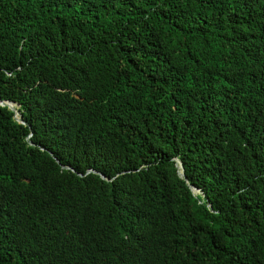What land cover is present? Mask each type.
I'll return each mask as SVG.
<instances>
[{"label": "trees", "instance_id": "obj_1", "mask_svg": "<svg viewBox=\"0 0 264 264\" xmlns=\"http://www.w3.org/2000/svg\"><path fill=\"white\" fill-rule=\"evenodd\" d=\"M0 101V264H264V0H0Z\"/></svg>", "mask_w": 264, "mask_h": 264}, {"label": "water", "instance_id": "obj_2", "mask_svg": "<svg viewBox=\"0 0 264 264\" xmlns=\"http://www.w3.org/2000/svg\"><path fill=\"white\" fill-rule=\"evenodd\" d=\"M10 104H14V103H12V102H8V101H0V106H7L8 109H10L12 112L15 113V119L17 120V122L23 123V122L21 121V118L19 117V114L16 112V109L11 108ZM14 105H16V104H14ZM16 107L18 108V105H16ZM176 166L180 169V171H179V176H180V177H183V170H182V168H181V164H180L179 162H177V163H176ZM95 173H96V172H95ZM97 174H99V173H97ZM99 175H100V174H99ZM100 177L103 178L102 175H100ZM194 189H195V188H194ZM194 189H192L193 193L197 194V192H195ZM196 190H197V189H196ZM197 191H198V190H197Z\"/></svg>", "mask_w": 264, "mask_h": 264}, {"label": "rangeland", "instance_id": "obj_3", "mask_svg": "<svg viewBox=\"0 0 264 264\" xmlns=\"http://www.w3.org/2000/svg\"><path fill=\"white\" fill-rule=\"evenodd\" d=\"M197 192V191H196ZM198 193V192H197Z\"/></svg>", "mask_w": 264, "mask_h": 264}]
</instances>
